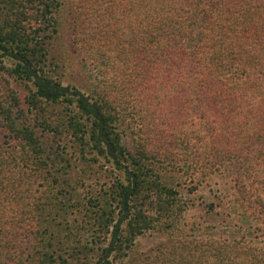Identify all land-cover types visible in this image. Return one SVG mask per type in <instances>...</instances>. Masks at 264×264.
Instances as JSON below:
<instances>
[{"label": "trees", "instance_id": "1", "mask_svg": "<svg viewBox=\"0 0 264 264\" xmlns=\"http://www.w3.org/2000/svg\"><path fill=\"white\" fill-rule=\"evenodd\" d=\"M0 264H264V0H0Z\"/></svg>", "mask_w": 264, "mask_h": 264}, {"label": "rangeland", "instance_id": "2", "mask_svg": "<svg viewBox=\"0 0 264 264\" xmlns=\"http://www.w3.org/2000/svg\"><path fill=\"white\" fill-rule=\"evenodd\" d=\"M65 38H70L69 31L65 33ZM131 124L129 122L126 124L127 127V134H126V142L129 145L133 144V136H136L134 134L136 132L135 127H130ZM93 179L86 180L84 182L85 186L90 184L93 185L95 188L96 186L100 187H106L108 184L110 185L111 177L107 173L104 174H93ZM176 178H179L176 182L177 184H181L180 186V192L183 200L187 203V212L186 216L189 220V228H205L207 229V232L210 234L213 231L211 229L208 230L207 225H209L208 222L214 223V219L211 218L213 214H209L206 212L207 206L209 202H212L213 200H216L217 197H221L227 194L229 192V188L224 185L223 183L219 182H211L209 185H202L198 188V190H195L194 192L190 191V183L185 177H182L178 175ZM223 184V185H221ZM127 202V199H126ZM211 218V219H210ZM166 239V236H163L162 234L152 231L148 232L145 235H143L140 238V250L145 251L149 250L152 247H155L160 242L164 241Z\"/></svg>", "mask_w": 264, "mask_h": 264}, {"label": "water", "instance_id": "3", "mask_svg": "<svg viewBox=\"0 0 264 264\" xmlns=\"http://www.w3.org/2000/svg\"><path fill=\"white\" fill-rule=\"evenodd\" d=\"M126 199H127V196H125V199H124V203L126 204Z\"/></svg>", "mask_w": 264, "mask_h": 264}]
</instances>
